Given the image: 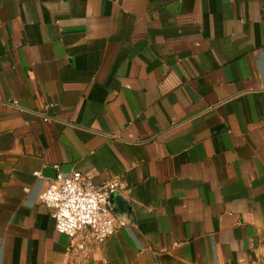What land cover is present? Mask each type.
<instances>
[{
  "label": "crops",
  "instance_id": "obj_1",
  "mask_svg": "<svg viewBox=\"0 0 264 264\" xmlns=\"http://www.w3.org/2000/svg\"><path fill=\"white\" fill-rule=\"evenodd\" d=\"M66 168L130 207L88 257L39 200ZM263 253L264 0H0V264Z\"/></svg>",
  "mask_w": 264,
  "mask_h": 264
},
{
  "label": "built area",
  "instance_id": "obj_2",
  "mask_svg": "<svg viewBox=\"0 0 264 264\" xmlns=\"http://www.w3.org/2000/svg\"><path fill=\"white\" fill-rule=\"evenodd\" d=\"M9 103L23 112L38 114L45 121L51 119L47 109L53 104L43 111H32L16 99H9ZM36 175L40 176V173ZM119 187L118 180L96 185L81 171L59 172L55 178L48 179L39 200L52 209L56 230L71 238L67 247L69 255L81 253L88 257L96 245L104 243L119 227L127 224L126 219L113 211L110 203L111 194Z\"/></svg>",
  "mask_w": 264,
  "mask_h": 264
},
{
  "label": "water",
  "instance_id": "obj_3",
  "mask_svg": "<svg viewBox=\"0 0 264 264\" xmlns=\"http://www.w3.org/2000/svg\"><path fill=\"white\" fill-rule=\"evenodd\" d=\"M69 168H66L65 170H62V172L66 173ZM58 172L55 171L54 172V177L55 178L57 176ZM110 203L112 205L113 211L119 215L122 212L123 213H127L130 210V207L128 206V201L124 199V197L122 195H120L118 193V191H115L111 194L110 197Z\"/></svg>",
  "mask_w": 264,
  "mask_h": 264
}]
</instances>
